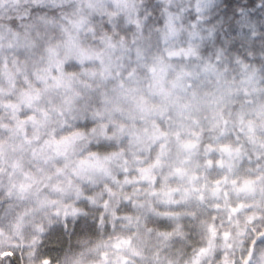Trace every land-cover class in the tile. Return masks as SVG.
Segmentation results:
<instances>
[{"label": "clouds", "instance_id": "1", "mask_svg": "<svg viewBox=\"0 0 264 264\" xmlns=\"http://www.w3.org/2000/svg\"><path fill=\"white\" fill-rule=\"evenodd\" d=\"M0 264H264V0H0Z\"/></svg>", "mask_w": 264, "mask_h": 264}]
</instances>
